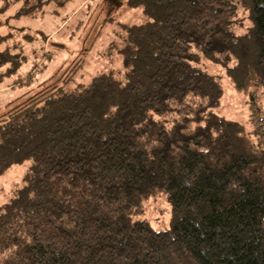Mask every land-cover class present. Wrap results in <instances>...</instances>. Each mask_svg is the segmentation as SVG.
Listing matches in <instances>:
<instances>
[{
  "label": "trees",
  "instance_id": "16d2710c",
  "mask_svg": "<svg viewBox=\"0 0 264 264\" xmlns=\"http://www.w3.org/2000/svg\"><path fill=\"white\" fill-rule=\"evenodd\" d=\"M52 1L70 0H0V13L37 18ZM127 2L150 20L123 25L122 75L0 120V177L29 163L0 205V264H264V116L249 131L215 113L224 89L206 64L264 94V0ZM160 195L165 231L138 218Z\"/></svg>",
  "mask_w": 264,
  "mask_h": 264
},
{
  "label": "rangeland",
  "instance_id": "374dc122",
  "mask_svg": "<svg viewBox=\"0 0 264 264\" xmlns=\"http://www.w3.org/2000/svg\"><path fill=\"white\" fill-rule=\"evenodd\" d=\"M128 0H70L60 6L47 4L37 18H15L16 8L0 13V36L8 39L0 51L10 50L8 65L0 68V120L38 96L62 88L64 92L87 87L97 76L115 71L122 75L119 50L124 42L123 25L144 24L150 18ZM249 22H246V26ZM218 78L224 95L213 110L227 119L254 129V113L264 116V94L254 100L237 92L224 69L206 62ZM29 163L15 165L0 177V205L11 201L22 186ZM140 221L156 230L170 227L172 206L165 195L146 203Z\"/></svg>",
  "mask_w": 264,
  "mask_h": 264
}]
</instances>
